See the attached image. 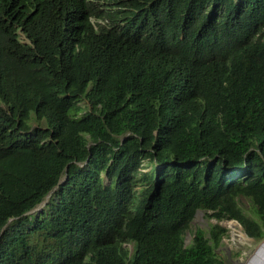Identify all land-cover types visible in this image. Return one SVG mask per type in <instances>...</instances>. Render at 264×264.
I'll use <instances>...</instances> for the list:
<instances>
[{
  "label": "trees",
  "instance_id": "16d2710c",
  "mask_svg": "<svg viewBox=\"0 0 264 264\" xmlns=\"http://www.w3.org/2000/svg\"><path fill=\"white\" fill-rule=\"evenodd\" d=\"M198 209L264 231V0H0V264H224Z\"/></svg>",
  "mask_w": 264,
  "mask_h": 264
},
{
  "label": "rangeland",
  "instance_id": "374dc122",
  "mask_svg": "<svg viewBox=\"0 0 264 264\" xmlns=\"http://www.w3.org/2000/svg\"><path fill=\"white\" fill-rule=\"evenodd\" d=\"M238 200L240 206L247 215L257 218L254 205L248 198L239 197ZM230 221L235 220L225 219L218 221L203 210L195 217L191 231L187 232L186 243L192 240L196 226L205 230L209 236L210 228L216 223H219L227 228V233L216 250L218 256L224 261V264H264V231L262 230L260 232L258 238L248 237L244 242H239L234 238L233 234H231L232 231L228 226ZM235 222L244 231L242 225L238 221ZM130 247H132V245Z\"/></svg>",
  "mask_w": 264,
  "mask_h": 264
},
{
  "label": "bare ground",
  "instance_id": "6f19581e",
  "mask_svg": "<svg viewBox=\"0 0 264 264\" xmlns=\"http://www.w3.org/2000/svg\"><path fill=\"white\" fill-rule=\"evenodd\" d=\"M228 226L230 227L232 231L231 234H233L234 238L237 241L244 242L246 239H248L249 236L242 230V228L235 221H230Z\"/></svg>",
  "mask_w": 264,
  "mask_h": 264
},
{
  "label": "water",
  "instance_id": "95a60500",
  "mask_svg": "<svg viewBox=\"0 0 264 264\" xmlns=\"http://www.w3.org/2000/svg\"><path fill=\"white\" fill-rule=\"evenodd\" d=\"M202 211H203L202 209H198L197 212H196L195 217H196L200 212H202Z\"/></svg>",
  "mask_w": 264,
  "mask_h": 264
}]
</instances>
